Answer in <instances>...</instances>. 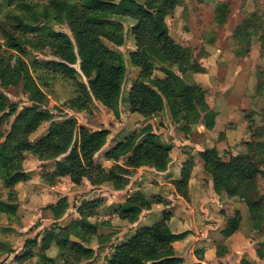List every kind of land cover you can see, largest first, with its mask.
Wrapping results in <instances>:
<instances>
[{"label": "trees", "instance_id": "obj_1", "mask_svg": "<svg viewBox=\"0 0 264 264\" xmlns=\"http://www.w3.org/2000/svg\"><path fill=\"white\" fill-rule=\"evenodd\" d=\"M183 3L184 0H0V127L9 124L14 117L9 132L0 133V183L7 191L8 200L7 203L0 201V215L7 221L16 220L14 187L26 180L23 162L28 155L39 162L53 164L52 170L40 175L42 185L47 188L67 177L75 186L87 181L91 187L106 186L120 192L128 187L130 178L140 168L158 173L167 170L171 146L160 141L150 124L104 152V162L111 163L106 169L95 162V156L107 145L109 130L94 131L75 118L57 121L50 111L42 109L47 98L43 89L48 86L40 77H34V70L69 81L75 95L66 104L67 109L80 113L96 101L119 117L127 66L124 56L108 46L120 48L124 44V28L114 21L115 17L127 18L133 23L130 35L135 51L129 53V64L138 70V75L127 92L129 113L150 119L167 108L172 124L185 135L198 125L207 131L214 129L216 113L212 100L215 90L183 81V76L204 73V69L192 49L178 45L171 38L165 22V18ZM229 14L228 4L217 2L213 9L214 23L223 26ZM63 21L73 40L47 27ZM232 37L242 46L249 44L253 37L257 38L263 55L264 4L256 5L255 11L245 16L244 23L236 28ZM4 49L11 53L4 55ZM27 49L33 52L48 50L54 60L28 63L25 60ZM155 71L163 77H154ZM18 87L27 95L30 104L19 112L2 92V89ZM258 91L264 93V82L260 81ZM246 120L252 138L246 143V155L223 162L216 149H206L199 157L214 193L242 202L253 232L264 237V126L255 124L253 114L249 113ZM262 120L264 123V112ZM43 124H49L47 132L31 142L30 137ZM193 167V160H185L179 178L170 182L175 194L185 202L190 200L189 181ZM159 203L137 189L125 197L113 213L120 221L133 225L142 212L150 211ZM95 205L91 201L82 202L77 208L78 219L58 229L44 230L41 237L36 235L26 240L23 255H15L13 261L17 264L29 261L33 264L89 263L95 255L88 246L92 239L104 246L114 237L112 233L98 234L100 227L108 224L90 222L89 219L96 216ZM68 208V198L62 197L44 208V212L55 224ZM220 215L221 234L228 238L240 228V210L227 203ZM169 220L170 214L164 212L159 221L115 245L105 258L106 264H183L173 248L182 236L171 232ZM51 247L57 250L55 258L47 255ZM256 256L264 258V241L256 248ZM201 261L198 258L195 264Z\"/></svg>", "mask_w": 264, "mask_h": 264}, {"label": "rangeland", "instance_id": "obj_2", "mask_svg": "<svg viewBox=\"0 0 264 264\" xmlns=\"http://www.w3.org/2000/svg\"><path fill=\"white\" fill-rule=\"evenodd\" d=\"M118 1L116 0V2ZM217 2H225L230 8V14L223 26H217L213 21V9ZM259 4L264 3L262 0H203L202 2L184 0L181 7L176 8L172 15L165 18L171 38L178 45L192 49L197 62L204 69V73L183 76V81L189 85H199L204 89L215 90L212 108L216 113V121L214 129L211 131H207L201 125H198L196 128L191 129L188 135H185L178 126L172 124L167 108L164 112L150 119L135 117L129 113L126 105L127 92L132 81L137 78L138 70L129 64V53L135 51L134 41L130 35V28L133 23L129 19L121 17H115L114 21L123 25L124 44L120 48L108 45L124 56L127 66L119 117H115L111 111L96 101L87 111L80 113L67 109L66 104L75 95L69 81L59 77L53 78L41 70H34V77H40V80H43L48 86V88L43 89L47 98L42 109L50 111L57 121L75 118L79 124L86 125L94 131L109 130V141H113L112 146L125 137L143 130L147 124H150L156 131L154 133L158 134L160 141L171 146V167L180 163L181 169V165L185 160H193L194 167L189 181L191 185L189 192L192 200H189V203L192 207L198 208L200 205L207 203L208 200L206 201L204 198H208L211 191L214 192L208 186V182H211V180L202 170L199 154L206 149H216L223 162H228L234 157L244 156L247 154L246 143L252 141L248 132L246 116L249 113L253 114L255 124L258 127L264 126L262 120L264 93L258 91V84L260 81L264 82V52L262 55L259 49L260 43L255 37L250 40L249 44L243 46L238 45V41L232 37L236 28L244 23L245 16L254 12L255 6ZM47 27L50 30L65 33L73 40L65 21ZM2 52L4 55L11 53L5 49ZM26 53L25 60L28 63L54 60L48 50L33 52L27 49ZM75 68L78 70L77 65ZM154 77L162 78L163 74L155 71ZM2 92L10 104L17 106V112L30 105L27 101V95L21 87L2 89ZM13 118L10 119L9 124L0 127L1 134L6 135L9 132ZM48 127L49 124H43L30 137V141L34 142L39 139L47 132ZM105 150L107 149L104 148L95 156V162H104L103 154ZM122 162L123 159L120 163ZM103 166L109 169L111 163H104ZM52 168L53 164L51 162L42 164L32 156L25 157L23 170L27 180L18 183L14 187L17 198L15 203L17 208L16 220L14 222L7 221L3 215H0V264H17L13 261V258L15 255H23V245L26 240L33 239L36 235L41 237L44 230L52 227L58 229L66 226L72 220L78 219L77 208L84 201L96 203L94 208L96 216L89 219L91 223L108 224L105 227L101 226L98 234L112 233L114 235L111 243L104 246H99L96 239H92L88 246L95 251V255L87 264H106L105 258L115 245L121 244L125 239L127 240L137 230L151 226L163 216L162 213L146 215L144 221L139 222L135 229L128 233L129 224L126 222L120 223L113 213L115 207L125 197L132 194H129L128 190L142 189L148 196L159 200L162 207H165L163 206L164 203L173 204L178 197L170 184L173 180L162 178L159 181L161 183H159L154 179L158 175L148 170L136 172L130 178V183L123 193H115L106 186L92 188L87 181L75 186L70 183L68 178L61 179L52 188H46L40 181V175L43 171H49ZM176 168L172 169L169 179H174L178 175V171H175ZM133 178H138L135 183H132L131 179ZM62 197L68 198L69 208L64 217L53 224L47 218L44 208L57 202ZM223 198L224 200L218 205L221 206V210L224 204L229 203L234 208L242 211L244 219L241 226L242 234L239 235L241 243L239 240L237 241L238 255L233 256L230 264H255L253 259L257 258L256 248L264 241V237L259 233H251L252 229L248 228V223H250L248 211L242 202L236 198L227 199L224 195ZM0 201L8 202L7 191L1 183ZM156 215H159V217L156 218ZM214 217L216 220L222 221L221 216L218 218L215 214ZM214 225L218 227L221 224L214 221ZM232 246L235 247V244H232ZM215 247L219 248V245H215ZM249 254H253L254 258ZM47 255L55 258L57 250L51 247ZM196 258L198 259V256ZM26 264H33V261Z\"/></svg>", "mask_w": 264, "mask_h": 264}, {"label": "crops", "instance_id": "obj_3", "mask_svg": "<svg viewBox=\"0 0 264 264\" xmlns=\"http://www.w3.org/2000/svg\"><path fill=\"white\" fill-rule=\"evenodd\" d=\"M153 130L154 132H156L155 129ZM112 142L113 141L108 140V143L105 146L107 150L110 147H112V144H113ZM40 163L43 164L44 162H40ZM100 163L104 165V163L106 162H103V163L100 162ZM174 167H177L175 171H178V175H176L174 179L172 178L169 179V177H171V171ZM174 167H171V164H169L167 170L164 173H158L150 168H140L137 170V172L144 171V170L155 172L156 175H158V177L154 179L158 182L161 181L162 178H168V180H177V178L179 177V173H180V163L176 165L174 164ZM63 179L65 178H62V180ZM136 179L138 178L131 179L132 183H135ZM190 186L191 185L189 184V188ZM208 186L210 187V189H212V183L210 181L208 182ZM94 188H99V187H94ZM137 189L139 188H136L133 191L128 190V192L129 194H131ZM121 192L123 193V191L115 192V193H121ZM189 195H190V201H191L192 197H191L190 192H189ZM204 199L206 201L208 200V202L203 204L202 206L200 205L198 208L192 207V205L189 202L188 203L185 202L180 197H177V201H175L173 204L164 203L163 206L165 207H162L160 204L154 205V207H152L150 211L142 212L141 216L139 217V220L136 223L128 226L127 228L128 233L131 230H134L135 226L139 222L142 223L144 219L147 217L146 215H149V214L152 215L155 213H158V214L162 213L163 215V213L166 212L170 214V220L168 222V226L171 232L174 235L182 236L181 239L177 240L173 244V248H174L176 257L182 259L184 262L183 264L197 263L198 259L196 258V256H198V258H201L202 260L201 264H230L233 256L238 255L237 254L238 253L237 241L241 240L239 235L242 234L241 226L244 223L242 211L240 210V214L242 218L240 228L232 236L228 238H224L221 234L222 228H219V227H223V222L218 219L216 220L214 217L215 214H216V217L218 218L221 216L220 215L221 206H218V205L224 200L223 196H218L214 192L211 191V193L208 195V198H204ZM155 217L157 218L159 217V215L158 216L156 215ZM214 221L216 223H220L221 225H219L218 227H215ZM120 223H123V221H120ZM248 228L252 229L250 226V223H248ZM251 233H254L253 230ZM232 244H235V247L232 246ZM215 245H219V248L218 247L216 248ZM217 249L219 250L218 254H216ZM251 255L250 256L254 258L253 254ZM253 261L255 262V264H264V259L255 258L253 259Z\"/></svg>", "mask_w": 264, "mask_h": 264}]
</instances>
